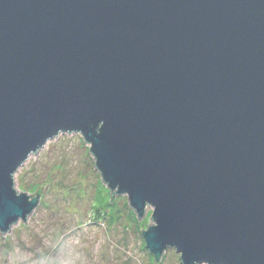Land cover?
I'll return each instance as SVG.
<instances>
[{
  "label": "water",
  "instance_id": "water-1",
  "mask_svg": "<svg viewBox=\"0 0 264 264\" xmlns=\"http://www.w3.org/2000/svg\"><path fill=\"white\" fill-rule=\"evenodd\" d=\"M79 133L159 263L264 264V0H0V233L15 176Z\"/></svg>",
  "mask_w": 264,
  "mask_h": 264
},
{
  "label": "rangeland",
  "instance_id": "rangeland-1",
  "mask_svg": "<svg viewBox=\"0 0 264 264\" xmlns=\"http://www.w3.org/2000/svg\"><path fill=\"white\" fill-rule=\"evenodd\" d=\"M15 187L32 197L47 190L27 224L0 233V264H181L175 249L156 263L141 232L153 225V209L139 219L127 195L111 201L79 133L59 134L31 155Z\"/></svg>",
  "mask_w": 264,
  "mask_h": 264
},
{
  "label": "trees",
  "instance_id": "trees-1",
  "mask_svg": "<svg viewBox=\"0 0 264 264\" xmlns=\"http://www.w3.org/2000/svg\"><path fill=\"white\" fill-rule=\"evenodd\" d=\"M39 193H41V191H39Z\"/></svg>",
  "mask_w": 264,
  "mask_h": 264
}]
</instances>
